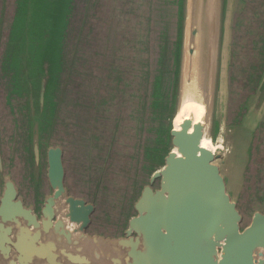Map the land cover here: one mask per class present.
<instances>
[{
    "label": "water",
    "instance_id": "water-1",
    "mask_svg": "<svg viewBox=\"0 0 264 264\" xmlns=\"http://www.w3.org/2000/svg\"><path fill=\"white\" fill-rule=\"evenodd\" d=\"M228 1H182L179 31H173L178 48L173 107L166 113L167 149L151 173L141 168L132 214L121 234L87 232L95 207L71 195L66 187L64 144L59 134L55 131L41 137L35 125L32 156L28 157L31 176L38 192L42 184L38 172L43 165L49 192L37 209L35 204H26L11 176L2 175L0 159V264H264V213L254 211L243 225L237 203L251 157L250 142L264 123V66L255 90L240 105L232 124L220 130L230 136L232 153L225 156L222 142L213 144L218 132V101L223 105L219 113L223 118L230 97ZM73 2L69 0L62 13L43 14L47 24L30 43V49L38 50L37 66L31 65V52L22 54L20 66L19 57L6 59L2 80L11 109L19 100L20 80L27 77L29 84H35L33 70L37 69L41 72L38 101L40 108L44 106L54 61H50V51L40 52L39 47H49V32H54L53 42L57 35L60 39ZM56 3L54 0V6ZM186 88L204 104L203 115L197 121L184 118L174 128L173 118ZM212 115L213 133L208 135ZM204 135L210 138L215 153L202 146Z\"/></svg>",
    "mask_w": 264,
    "mask_h": 264
},
{
    "label": "flooded vegetation",
    "instance_id": "flooded-vegetation-1",
    "mask_svg": "<svg viewBox=\"0 0 264 264\" xmlns=\"http://www.w3.org/2000/svg\"><path fill=\"white\" fill-rule=\"evenodd\" d=\"M96 2L92 11V19L95 18L97 23L94 24L91 20L93 30L90 33L89 63L86 67L89 79L86 84L80 85L77 91L81 100L90 104L91 107L85 109L82 104V107L78 108V112L70 118L73 125L78 128L74 131V142H70V151L74 154L82 151V156L84 155L89 160L90 168L98 171L100 177L114 175L132 179L136 176L135 163L140 155L137 143L139 134L141 136L142 133L139 130V118L142 114L130 113L132 103L130 105L129 101L132 102L133 94L130 84L134 81L132 73L135 74L136 67L133 62V55L137 48L136 43L139 42L136 35L138 30L145 28L144 19L147 7L143 5V0H96ZM136 3L141 4L139 9ZM258 12L256 9L251 12L252 17L256 20L259 17ZM260 20L263 22L259 27L263 37H261V44L256 54L260 60H264V17ZM248 32L257 35L258 25ZM251 42L255 47L257 40L254 39ZM137 46L140 48L139 43ZM257 65L258 63L251 66L245 82L246 86L244 89H240V93L245 94L255 88L261 70V65ZM21 121L19 114L0 113L1 163L3 157L12 163L15 153L24 148L22 133L24 126ZM67 122H65V126ZM7 126L11 128L9 134H6ZM64 130L67 132L66 128ZM18 132L16 143L13 144L14 134ZM261 133L264 135V130ZM132 140L136 143V152L133 153H131L132 146L129 144V141ZM23 155L26 154L23 152ZM96 159L100 161V164L92 165ZM262 168L264 169V163ZM130 172L132 176H129ZM104 181L103 179L95 181L97 189L94 191V196L96 199L88 200L94 205L95 210L87 232L111 236V233L119 231L126 214V212L119 214V218L113 214L112 211H115L114 209L117 207L114 195H118V201L125 206L129 204L133 194L127 187L129 193L126 194L122 187L117 188L115 183H112L116 186L115 189L108 188L102 183ZM112 182H116L115 177H112ZM65 184L68 187L66 177ZM102 188L108 189L107 192L102 193ZM1 192L0 178V195ZM19 193L28 204L25 192L19 189ZM34 207L37 209L38 206L35 204ZM123 211L126 210L123 208Z\"/></svg>",
    "mask_w": 264,
    "mask_h": 264
},
{
    "label": "rangeland",
    "instance_id": "rangeland-1",
    "mask_svg": "<svg viewBox=\"0 0 264 264\" xmlns=\"http://www.w3.org/2000/svg\"><path fill=\"white\" fill-rule=\"evenodd\" d=\"M69 0H57L56 5L54 6V0H0V35H3L0 43V113H11L12 110L6 104V89L4 87V81L2 80V73L6 66V59L19 57L18 65L22 63V54L31 52L32 59H30L32 67L37 66V54L38 50L34 46L30 49V43L34 42L35 39L33 36L38 34L47 24V19H44L43 14L59 12L62 13L66 9V5ZM228 6L231 9L229 16V28L230 34L232 36L231 43V64L229 67V106L224 110L225 117H220L219 113L222 111L223 105L222 102L218 101L216 112H219L215 119H218V132L216 133V141L213 144H220L222 142L223 149L222 153L227 156L232 153L231 147L234 146L230 143V136L223 135L220 130L225 131L227 127L232 124V121L235 119L240 105L244 102V99L252 93L246 92L245 94L240 93V89H244L246 86V79L248 72L253 64L258 63L261 65L260 75L263 70L264 60H260L256 54L257 50L261 44V33L262 30L259 27L263 24L260 20L264 17V0H229ZM241 7V9H240ZM258 10L259 17L258 20L252 17L251 12L253 10ZM67 10V9H66ZM232 17V22H231ZM92 22L95 24L97 20L94 18ZM258 25V34H251L248 31L253 29ZM3 31V34H2ZM50 45L49 47H39L40 52L50 51L51 62L54 61L57 53L55 51V44L58 39V35L55 42L52 41L54 38L51 32H49ZM256 39V46L252 44V40ZM230 40V35H229ZM257 65V66H258ZM260 76L258 77V79ZM2 82V83H1ZM258 82V80H257ZM257 85V84H256ZM68 121V122H67ZM67 125L65 126L66 132H61V136L64 141L67 143V147H64L65 151V169H66V183L67 189L71 195L76 197H81L87 201L96 199L94 196L97 186L95 184L96 180L103 179V184L107 185L108 188L115 189V183L117 188H121L125 191L126 194L129 193L130 189L133 194L132 199H130L129 204L123 206L121 202L118 201L119 196L114 195V199L117 201L115 211H112L114 215L118 216L119 214L126 212L124 216V221L120 225L119 231L111 233V236L121 234L122 230L126 226V219L129 215L132 214L131 203L134 198V192L136 187V182L138 179V168L143 167V160L141 159L143 149H144V137L145 133L142 132L139 137V142L137 143V149L139 150V159L136 161L137 173L134 178H121L120 176L108 175L106 177H100L98 171L90 168L89 160L84 155L82 156V151H78L75 154L70 151V142H74V131L78 130L71 119L66 120ZM209 123L210 127L208 128V135H211L213 132V122L214 115L211 116ZM12 127V126H11ZM63 128L64 127H58ZM264 130V123L260 125L258 131L253 141L247 139L246 145H251V157L248 162L247 168L244 173L243 186L241 188L240 194L237 197L238 208L243 216V225H246L249 221L252 213L256 210H259L264 213V169L262 168L264 163V135L261 133ZM24 129H22L23 133ZM11 133V128L7 126L6 134ZM13 144L16 143L17 134H14ZM135 141H129V144L132 146V151L136 152V143ZM69 143V144H68ZM10 145L12 143L10 142ZM74 147L72 148V150ZM138 153V154H139ZM116 158V157H115ZM2 175H10L11 178L15 181L19 189L25 192V195L28 197L27 201L29 204H38L41 202L40 199L48 194L49 190L45 179L43 178V165L40 167V176L41 182L40 189L37 192L34 189V184L32 180V170L29 166V159L26 155H23V152L20 150L18 153H15V156L12 160V163H9L8 160L2 159ZM93 164H100L98 159L94 160ZM244 164L241 165V172L243 171ZM4 169V170H3ZM238 173V175L241 174ZM1 174V173H0ZM129 176H132L130 172ZM112 177H115L116 182H112ZM1 178V176H0ZM43 178V180H42ZM88 180V181H87ZM88 183H87V182ZM127 187V188H126ZM108 189L102 188V193L107 192ZM236 198V191L232 192ZM125 194V196H126ZM100 197V196H98ZM37 201V203H35ZM123 208L126 211H123ZM128 209V210H127ZM100 234V233H99ZM103 235V234H102ZM105 236V235H104Z\"/></svg>",
    "mask_w": 264,
    "mask_h": 264
},
{
    "label": "trees",
    "instance_id": "trees-1",
    "mask_svg": "<svg viewBox=\"0 0 264 264\" xmlns=\"http://www.w3.org/2000/svg\"><path fill=\"white\" fill-rule=\"evenodd\" d=\"M182 1L143 0V5L147 7L145 28L138 30L136 35L140 48L136 43L133 55L136 67L135 74L132 73L134 81L132 79L133 83L130 84L133 94L129 104L132 103L130 113L142 114L139 118V130L144 131L145 137L141 159L147 161L143 168L148 174L161 161L167 149L169 124L166 113L173 107L178 48L177 39H173V31H179ZM96 3V0H79L76 4L74 0L70 7L66 27L63 26L61 37L56 42L57 55L50 70L51 81L44 106L40 108L38 101L41 77L39 69L33 70L35 84H29V78L25 76L20 80L22 84L19 86V100L15 109L7 105L12 110L11 113L21 116L24 126L22 151L27 157L32 156L31 137L35 125L41 137L55 131L60 134L65 130L58 127H65L66 120L74 116L82 104L85 109L91 107L81 100L77 91L89 79L86 67L89 63L90 33L93 30L92 11ZM140 5L136 3L138 9ZM60 140L67 147L61 136ZM140 171L141 168H138V172Z\"/></svg>",
    "mask_w": 264,
    "mask_h": 264
},
{
    "label": "bare ground",
    "instance_id": "bare-ground-1",
    "mask_svg": "<svg viewBox=\"0 0 264 264\" xmlns=\"http://www.w3.org/2000/svg\"><path fill=\"white\" fill-rule=\"evenodd\" d=\"M203 111L204 104L202 103V101L196 96L195 92L189 91V89H187L183 101L173 118L174 128H177L184 118L192 117L195 121L201 119ZM201 142L202 146L207 147L215 153V144H212L210 138L207 135L203 136Z\"/></svg>",
    "mask_w": 264,
    "mask_h": 264
}]
</instances>
